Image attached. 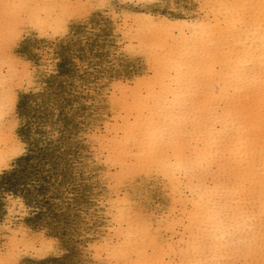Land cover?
<instances>
[{
    "label": "bare ground",
    "instance_id": "bare-ground-1",
    "mask_svg": "<svg viewBox=\"0 0 264 264\" xmlns=\"http://www.w3.org/2000/svg\"><path fill=\"white\" fill-rule=\"evenodd\" d=\"M262 2L0 0V184L45 142L80 208L9 195L0 264H261Z\"/></svg>",
    "mask_w": 264,
    "mask_h": 264
},
{
    "label": "rangeland",
    "instance_id": "rangeland-1",
    "mask_svg": "<svg viewBox=\"0 0 264 264\" xmlns=\"http://www.w3.org/2000/svg\"><path fill=\"white\" fill-rule=\"evenodd\" d=\"M80 121L85 128V121L82 118ZM26 128L27 126L23 127V134ZM58 141L63 142V139L59 138ZM47 149V144L43 142L41 150H45L43 154L44 165L40 164V162L37 163L39 152L26 150L19 161L13 164L12 170L2 174V182L0 184V224H3L6 219L4 203L6 200L8 201L9 195H27L28 197H33L35 195L36 200L30 202L32 207L28 217L25 218L29 220L32 225L40 224V222L46 221L49 217L55 218L59 216L61 210L63 212V219L65 220V225L62 228L65 235L68 225L77 217L76 211L77 209L80 211V208H78L76 204H73L69 200L60 203L56 201L53 185L59 182L61 173L59 168L51 163ZM73 154H75L76 158L78 155L80 157V144L76 145ZM59 184L61 183L57 185ZM81 186V179H77L73 184L66 185V187L64 186V189L66 193L74 194L76 191L81 190ZM16 218L19 220L24 219L20 215ZM70 240H77V245L84 242V239H77L76 237H71ZM75 246L76 245H74V247ZM68 251L76 253V250ZM63 256L62 253L54 255L53 257L51 256L50 261L52 264H71V262L66 261ZM76 264H82V262L78 261Z\"/></svg>",
    "mask_w": 264,
    "mask_h": 264
},
{
    "label": "snow or ice",
    "instance_id": "snow-or-ice-1",
    "mask_svg": "<svg viewBox=\"0 0 264 264\" xmlns=\"http://www.w3.org/2000/svg\"><path fill=\"white\" fill-rule=\"evenodd\" d=\"M5 7H9V5H5ZM261 8H264V2L261 4ZM63 30V22L61 24L57 25L52 29V35L59 34ZM130 54H134V49H128ZM7 157H0V167H4L7 165ZM262 222H264V212H262L261 216ZM261 264H264V260L261 261Z\"/></svg>",
    "mask_w": 264,
    "mask_h": 264
}]
</instances>
